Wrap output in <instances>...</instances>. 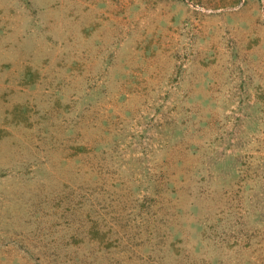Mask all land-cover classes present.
Listing matches in <instances>:
<instances>
[{"label": "rangeland", "instance_id": "rangeland-1", "mask_svg": "<svg viewBox=\"0 0 264 264\" xmlns=\"http://www.w3.org/2000/svg\"><path fill=\"white\" fill-rule=\"evenodd\" d=\"M0 264H264V0H0Z\"/></svg>", "mask_w": 264, "mask_h": 264}]
</instances>
